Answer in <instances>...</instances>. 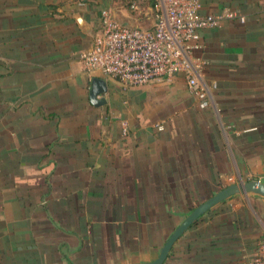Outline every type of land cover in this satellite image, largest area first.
<instances>
[{
    "label": "crops",
    "instance_id": "obj_1",
    "mask_svg": "<svg viewBox=\"0 0 264 264\" xmlns=\"http://www.w3.org/2000/svg\"><path fill=\"white\" fill-rule=\"evenodd\" d=\"M200 1L206 14L246 15L202 32L194 56L217 82L207 108L182 72L125 88L85 66L102 10L152 27L134 14L145 3L0 0V264L151 261L220 188L264 181V0ZM95 77L107 83L101 106L90 100ZM263 241L264 199L237 196L164 264H248Z\"/></svg>",
    "mask_w": 264,
    "mask_h": 264
},
{
    "label": "built area",
    "instance_id": "obj_2",
    "mask_svg": "<svg viewBox=\"0 0 264 264\" xmlns=\"http://www.w3.org/2000/svg\"><path fill=\"white\" fill-rule=\"evenodd\" d=\"M141 1L132 0L130 8L137 10ZM153 2L155 23L151 28L125 25L111 9H103L101 31L93 47L81 54L85 66L101 70L125 88L144 86L155 79L172 80L182 72L199 106H211L217 82L205 78L204 60L194 52L202 47L205 29L220 27L226 21L245 23L246 15L235 9L206 14L200 0ZM124 132H128L126 123ZM248 264H264V241Z\"/></svg>",
    "mask_w": 264,
    "mask_h": 264
},
{
    "label": "water",
    "instance_id": "obj_3",
    "mask_svg": "<svg viewBox=\"0 0 264 264\" xmlns=\"http://www.w3.org/2000/svg\"><path fill=\"white\" fill-rule=\"evenodd\" d=\"M107 83L103 78L95 77L90 90V100L96 106L107 104ZM237 196H254L264 199V181L251 179L233 182L220 188L215 194L207 198L185 214V218L173 230L162 246L157 258L134 264H164L170 256L177 241L188 231L204 214L218 204Z\"/></svg>",
    "mask_w": 264,
    "mask_h": 264
},
{
    "label": "rangeland",
    "instance_id": "obj_4",
    "mask_svg": "<svg viewBox=\"0 0 264 264\" xmlns=\"http://www.w3.org/2000/svg\"><path fill=\"white\" fill-rule=\"evenodd\" d=\"M119 1H121L122 4L124 5V9L125 8L128 9V4L130 0H119ZM150 2L151 0L143 2L145 3L144 5L146 6L139 9V11L134 12V14H137L140 18H143L145 22H147L148 19L154 20V6L152 5L147 6ZM183 84L187 86L185 78L183 79Z\"/></svg>",
    "mask_w": 264,
    "mask_h": 264
},
{
    "label": "trees",
    "instance_id": "obj_5",
    "mask_svg": "<svg viewBox=\"0 0 264 264\" xmlns=\"http://www.w3.org/2000/svg\"><path fill=\"white\" fill-rule=\"evenodd\" d=\"M146 1H149V0H144V1H141V2H146ZM153 0H151V2L148 4V6H150V5H152V6H154V2H152ZM131 2H132V0H130V2H129V7H130V4H131ZM140 2V3H141ZM138 10V9H137ZM134 11H136V10H134ZM125 25H128V24H125ZM128 26H134V27H143V28H151V27H145V26H142V25H128Z\"/></svg>",
    "mask_w": 264,
    "mask_h": 264
},
{
    "label": "flooded vegetation",
    "instance_id": "obj_6",
    "mask_svg": "<svg viewBox=\"0 0 264 264\" xmlns=\"http://www.w3.org/2000/svg\"><path fill=\"white\" fill-rule=\"evenodd\" d=\"M139 263V262H138Z\"/></svg>",
    "mask_w": 264,
    "mask_h": 264
}]
</instances>
